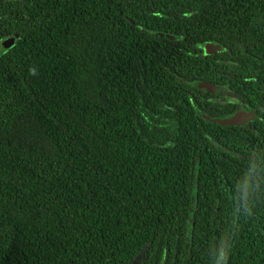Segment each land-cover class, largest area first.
<instances>
[{"label": "trees", "instance_id": "trees-1", "mask_svg": "<svg viewBox=\"0 0 264 264\" xmlns=\"http://www.w3.org/2000/svg\"><path fill=\"white\" fill-rule=\"evenodd\" d=\"M8 38L0 264H264V0H0Z\"/></svg>", "mask_w": 264, "mask_h": 264}, {"label": "water", "instance_id": "water-1", "mask_svg": "<svg viewBox=\"0 0 264 264\" xmlns=\"http://www.w3.org/2000/svg\"><path fill=\"white\" fill-rule=\"evenodd\" d=\"M169 38H172L169 36ZM5 41V47H8L9 44H11V42L13 41V39H6ZM198 87L200 88H204L209 92H214L215 89L217 88V85L211 83V82H207V81H201L198 83ZM254 117V112L253 111H246V110H239L237 112H235L234 114H232L229 117L226 118H214L211 119L208 116H204L205 119L210 120L212 122H215L217 124L220 125H231V126H242L245 122L253 119Z\"/></svg>", "mask_w": 264, "mask_h": 264}, {"label": "rangeland", "instance_id": "rangeland-1", "mask_svg": "<svg viewBox=\"0 0 264 264\" xmlns=\"http://www.w3.org/2000/svg\"><path fill=\"white\" fill-rule=\"evenodd\" d=\"M10 39H13V38H10ZM13 42H14V39L11 42V44H9L8 47H10L13 44ZM4 43L5 41L0 40V55L3 54L8 48L4 46L5 45ZM198 48L205 54H214L222 49L220 45L215 44V43H203V44H200Z\"/></svg>", "mask_w": 264, "mask_h": 264}]
</instances>
